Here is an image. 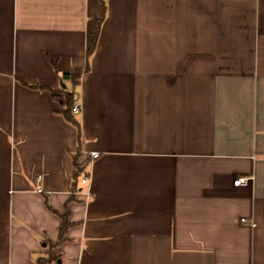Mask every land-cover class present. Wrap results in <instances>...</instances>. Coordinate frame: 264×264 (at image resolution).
<instances>
[{"label": "crops", "instance_id": "1", "mask_svg": "<svg viewBox=\"0 0 264 264\" xmlns=\"http://www.w3.org/2000/svg\"><path fill=\"white\" fill-rule=\"evenodd\" d=\"M51 250L264 264V0H0V264Z\"/></svg>", "mask_w": 264, "mask_h": 264}, {"label": "trees", "instance_id": "2", "mask_svg": "<svg viewBox=\"0 0 264 264\" xmlns=\"http://www.w3.org/2000/svg\"><path fill=\"white\" fill-rule=\"evenodd\" d=\"M101 22H102V17L95 19L94 29H93V31L91 33V37H90V46L88 48V55L91 54L95 50L96 43H97L98 36H99ZM80 73H81V70L78 69V70H75L73 73H64V75L62 77H63V79L71 78L73 84L76 85L78 78L80 76ZM30 87L45 88L44 86H39V85H30ZM48 89L51 92V95L54 98V100L61 102L62 105L64 106L62 109V114L64 115V117L70 121L75 122L73 117H72V112H73L72 107L75 105V101H76L75 90L67 91L63 88H48ZM75 123L77 124V122H75ZM79 171H80V167L77 164V161L75 159L74 160V171L72 173V179L77 178ZM67 226H68V222H67V219L64 215L63 223L61 225V230H60V239L57 242V244H59L64 239V232H65ZM59 257H60V254L58 252L51 250L43 258L39 259L37 264H50L52 261L58 259Z\"/></svg>", "mask_w": 264, "mask_h": 264}, {"label": "built area", "instance_id": "3", "mask_svg": "<svg viewBox=\"0 0 264 264\" xmlns=\"http://www.w3.org/2000/svg\"><path fill=\"white\" fill-rule=\"evenodd\" d=\"M80 110H81V108H80V106L79 105H74L73 107H72V111H73V113H78V112H80ZM91 156L93 157V158H96V157H98L99 156V151H93L92 153H91ZM88 178V176L87 175H85L84 177H83V181H86V179ZM41 179H42V175H37L36 176V191L37 192H40V193H43V192H45V189H44V186L42 185V183H41ZM247 181V178H245V177H239V178H237L235 181H234V183H235V185H238L239 183H245ZM252 225H255V223L253 222L252 223Z\"/></svg>", "mask_w": 264, "mask_h": 264}, {"label": "water", "instance_id": "4", "mask_svg": "<svg viewBox=\"0 0 264 264\" xmlns=\"http://www.w3.org/2000/svg\"><path fill=\"white\" fill-rule=\"evenodd\" d=\"M63 87H65V84L63 83Z\"/></svg>", "mask_w": 264, "mask_h": 264}]
</instances>
